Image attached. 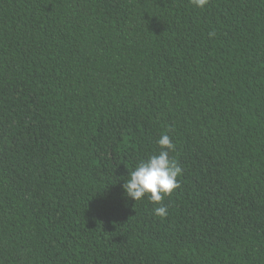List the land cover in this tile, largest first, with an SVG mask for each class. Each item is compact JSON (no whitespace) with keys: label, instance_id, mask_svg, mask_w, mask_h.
<instances>
[{"label":"trees","instance_id":"1","mask_svg":"<svg viewBox=\"0 0 264 264\" xmlns=\"http://www.w3.org/2000/svg\"><path fill=\"white\" fill-rule=\"evenodd\" d=\"M0 264H264V0H0Z\"/></svg>","mask_w":264,"mask_h":264},{"label":"clouds","instance_id":"2","mask_svg":"<svg viewBox=\"0 0 264 264\" xmlns=\"http://www.w3.org/2000/svg\"><path fill=\"white\" fill-rule=\"evenodd\" d=\"M209 0H191V3L203 9ZM214 36L215 33H209ZM160 151L141 159L134 169H129V174L123 183L125 196L135 202L145 196L154 203L161 204L154 208V215L166 217L168 214L167 205L162 201L165 196L179 187L178 177L183 174L182 167L170 157V152L175 151L176 145L172 138L164 133L157 140Z\"/></svg>","mask_w":264,"mask_h":264}]
</instances>
